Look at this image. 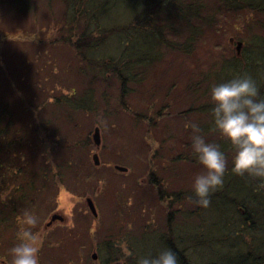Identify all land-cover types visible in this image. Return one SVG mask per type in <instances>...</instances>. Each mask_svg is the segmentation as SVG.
I'll list each match as a JSON object with an SVG mask.
<instances>
[{"label":"rangeland","instance_id":"obj_1","mask_svg":"<svg viewBox=\"0 0 264 264\" xmlns=\"http://www.w3.org/2000/svg\"><path fill=\"white\" fill-rule=\"evenodd\" d=\"M215 1L206 0L205 14L215 12L214 23L199 20L202 27L192 51L163 47L161 59L125 95L117 79L104 78L88 66L86 60H101L102 50L89 51L90 58H84L86 50L76 43V34L90 27L82 19L66 21L63 0H30L28 10L18 11L0 3V103L11 102L14 118L18 114L9 128L16 130L15 136L0 137V168L15 164L19 180L17 192L15 184L0 186V209L8 198L15 201L12 213L4 206L2 210L10 218L0 228V264H11L9 249L17 242L24 208H33L42 221L41 264H102L92 255L108 241L120 257L126 244L131 251L127 258L133 257L142 233L167 232V214L191 209L186 197L202 168L193 158L192 130L185 122H197L209 141L214 128L211 114L202 107L211 101L210 93L195 94L189 85L235 51L236 41L253 29L244 23L249 13H227ZM171 37L182 42L184 36ZM115 41L111 37L105 47L108 54ZM88 95L89 106L71 104ZM96 126L99 147L92 138ZM178 191L184 195L176 196ZM87 197L95 203L96 216ZM57 214L62 220H52ZM176 216L173 224L179 228L182 218Z\"/></svg>","mask_w":264,"mask_h":264},{"label":"trees","instance_id":"obj_2","mask_svg":"<svg viewBox=\"0 0 264 264\" xmlns=\"http://www.w3.org/2000/svg\"><path fill=\"white\" fill-rule=\"evenodd\" d=\"M63 2L66 21L76 24L75 21L82 19L85 26L90 27L91 31L76 34V43H80L87 51L82 50L84 58H90L89 51L102 50V57H97L101 60H86L88 66L93 71L99 70V74L104 78L113 76L117 79L121 95L129 91L131 84L142 79L149 66L161 59L163 47L191 52L202 27L199 20L213 25L215 19V12L205 14L206 0ZM0 3H8L17 11L31 7L30 0H0ZM215 3L227 13H249L250 19L244 23L253 29L249 31L246 39L237 40L241 42L240 51L232 50L228 57H222L219 63L209 66L201 77L197 76L193 80L189 88L195 94L199 90L200 93H210L213 84L233 75L246 73L256 79L261 92H264V0H216ZM68 32L71 37L72 32ZM181 34L184 36L182 42H175L171 37L173 35L178 38ZM111 37L116 41L112 53L108 54L105 47L109 46ZM90 101L91 95H88L80 97L79 101L73 100L71 104L75 107H85L89 106ZM10 103H0V137L9 134L13 137L17 133L16 130H9L12 121L18 120V114L14 118L10 110ZM202 107L211 114V101L202 104ZM211 127L206 126L207 129ZM214 131L216 130L212 131V142L222 144L231 166L234 150L227 141L216 140ZM11 142L12 140L7 145ZM193 158L195 160V157ZM15 168V164H12L9 170L6 167L0 168V175H3L0 186L2 183L15 184L19 181L15 177ZM150 179L156 180L153 175ZM34 180L30 181L29 186L34 184ZM18 188L15 184L13 191L17 192ZM161 191L164 192L162 188ZM191 194L192 191L189 195ZM175 195L183 196L184 193L178 191ZM179 199L184 201L185 198ZM13 200L8 198L4 201L6 207L3 206L9 213L15 209ZM3 206L0 209V228L6 225L4 223L10 218L5 210L2 211ZM177 214L182 218L179 228L177 222L173 224L178 220ZM166 217L169 223L168 231L147 230L142 233V237L136 240L137 248L133 247L135 254L127 258V264H137L139 256L155 255L165 247L177 252L180 264H264V189L257 190V182L250 177L238 176L229 171L225 175L223 187L212 195L208 208L193 204L190 210L183 213L175 211L173 215L169 213ZM110 242L112 241L101 245L105 253L100 248L94 258L100 259L102 264H114L120 258V252ZM151 246L155 248L150 250ZM192 248L194 251L190 252Z\"/></svg>","mask_w":264,"mask_h":264},{"label":"clouds","instance_id":"obj_3","mask_svg":"<svg viewBox=\"0 0 264 264\" xmlns=\"http://www.w3.org/2000/svg\"><path fill=\"white\" fill-rule=\"evenodd\" d=\"M210 99L212 126L234 151L229 166L222 144L209 141L197 122H185V128L192 130V155L202 168L193 178L192 194L186 198L205 209L211 205L212 195L223 187L229 171L250 177L257 182V190L264 189V92L251 75L236 74L213 84ZM18 223L17 242L9 249L11 264H41L45 234L39 227L40 216L33 208H24ZM122 248L124 255L118 264H127L131 251L126 244ZM137 264H180V260L175 250L165 247L155 255L139 256Z\"/></svg>","mask_w":264,"mask_h":264},{"label":"water","instance_id":"obj_4","mask_svg":"<svg viewBox=\"0 0 264 264\" xmlns=\"http://www.w3.org/2000/svg\"><path fill=\"white\" fill-rule=\"evenodd\" d=\"M232 41H233V39L230 38V42H232ZM240 47H241V42L237 41V43H236L237 51H240ZM92 138H93V141H94L95 145L97 147H99V145L101 144V136H100V128L98 126L94 127ZM92 159H93L94 164L98 165L100 163L97 152L93 153ZM115 167H116V169L121 170V171H126V169H127L126 167H121L119 165H115ZM86 201H87V205H88L90 211L92 212L93 215L96 216L97 215V210H96V206H95L92 198L91 197H87ZM54 218H58V219L62 220L61 215H58V214L57 215H53L52 216V220ZM92 257L96 258V253H93Z\"/></svg>","mask_w":264,"mask_h":264}]
</instances>
